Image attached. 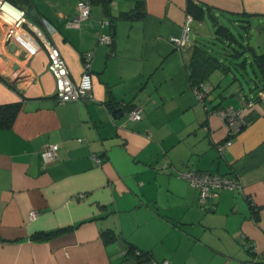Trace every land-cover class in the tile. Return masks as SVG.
<instances>
[{"label":"crops","instance_id":"obj_1","mask_svg":"<svg viewBox=\"0 0 264 264\" xmlns=\"http://www.w3.org/2000/svg\"><path fill=\"white\" fill-rule=\"evenodd\" d=\"M30 1L17 6L27 14L21 25L0 21V105L18 106L0 126V264H148L129 246L170 264H245L254 246L264 264V102L245 111L249 124L222 152L227 128L215 112L240 106L255 75L248 66L243 87L244 74L214 71L204 109L187 68L199 31L182 49L170 40L187 16L200 30L240 16L250 32L251 21L264 25V0H89L90 17L79 23L78 0ZM36 29L74 81L81 54L93 53L91 98L56 101ZM135 106L137 121L127 117ZM48 143L60 147L43 168ZM188 168L235 177L241 188L220 189L203 207L180 175ZM56 229L64 230L33 238Z\"/></svg>","mask_w":264,"mask_h":264},{"label":"built area","instance_id":"obj_2","mask_svg":"<svg viewBox=\"0 0 264 264\" xmlns=\"http://www.w3.org/2000/svg\"><path fill=\"white\" fill-rule=\"evenodd\" d=\"M7 4L12 9L15 10L13 18L10 20L2 17L3 6ZM76 16L74 17V22L79 23L85 21L90 17L91 6L89 0H78L76 2ZM0 20L4 23L12 25L13 27H18L25 21V16L23 11L18 7L12 5L7 0H0ZM191 18L187 16L182 32L180 35H174L170 38L176 49H182L186 47L190 41V24ZM42 23L49 33L55 32L56 28L46 19H42ZM108 20L99 21V26L103 27L108 24ZM38 36L42 38V43L46 50L48 58V69L53 75L55 82V92L54 96L58 103H64L67 101H77L80 99L91 98L92 90V76H91V62L93 53L91 51H85L81 54L82 60V72L78 80L74 81L71 76L67 64L62 57L59 49L52 44L47 38L43 36L41 30L36 29ZM98 41L101 43L110 44L112 41V36L110 34L100 33ZM193 93L195 95L196 101L201 104L204 109H209L205 103L208 84L206 81H201L197 85L192 87ZM240 106L233 107L232 105H227L221 109L215 110L224 120L227 128V138L217 144V149L223 151L224 148L232 143L233 137L239 133L245 126L249 124V119L244 116L245 111L250 109L256 102H264V91L259 90L256 96H252L246 99L244 95H239ZM128 119L139 120L141 118L140 107H133L128 111ZM59 143H48L45 144L40 150V157L42 161V166L45 168L49 163L55 160L59 151ZM97 161L99 159L95 158ZM181 177L185 178L187 182L195 189L198 190V200L201 206L208 207L210 200L217 197L218 191L220 189L236 190L241 188L240 182L235 177L219 175L215 173L208 172H198L192 168L186 169L182 172ZM83 196V194H79ZM37 215L35 210H30L28 212V218L33 219ZM250 258L245 262V264H258L260 253L256 247L252 246L250 250ZM135 254H140L138 250ZM148 264H170L168 259H163L160 261L150 259Z\"/></svg>","mask_w":264,"mask_h":264},{"label":"trees","instance_id":"obj_3","mask_svg":"<svg viewBox=\"0 0 264 264\" xmlns=\"http://www.w3.org/2000/svg\"><path fill=\"white\" fill-rule=\"evenodd\" d=\"M14 6L26 4L29 6L30 0H7ZM190 9V5H189ZM201 16V14H200ZM225 19L232 25L240 22L239 26L244 30L237 34L231 30V27L223 22L215 20V29L213 40L211 41H195L192 47L191 57L187 68L190 72L192 86L197 85L201 81L210 78V75L218 70L223 73L232 72L235 78L237 72L246 71L249 66L255 77L252 78L254 84L249 87L250 92L244 94L246 99L256 96L259 90L264 91V52L256 53L248 44H245L244 37H248L250 32L248 25L244 24V19L240 16L226 15ZM222 42L224 46L220 49L212 48L211 43ZM248 52L250 55L248 56ZM249 57V60H248ZM208 92V91H207ZM18 106L15 104L0 105V126H9L12 122ZM66 229V228H64ZM64 229H56L46 232H37L33 234L36 240L47 239L53 234H56ZM105 240L115 239V235L111 232H104ZM133 246L128 247V253L133 255L139 261L148 262L151 258L146 252L139 251L140 254H135Z\"/></svg>","mask_w":264,"mask_h":264},{"label":"rangeland","instance_id":"obj_4","mask_svg":"<svg viewBox=\"0 0 264 264\" xmlns=\"http://www.w3.org/2000/svg\"><path fill=\"white\" fill-rule=\"evenodd\" d=\"M2 21V20H0ZM204 27H202V30H200V28L198 26H196L195 24L191 26V31H190V37L191 35H193L195 33V29H197L199 31L198 37L197 39L202 40V41H211L213 40V36H214V27L211 25L210 21L206 20L204 23ZM229 25V24H227ZM231 30L234 33H238L240 32L242 29L239 28V25H232L231 26ZM202 31V33H201ZM243 33V31H242ZM245 40V44H248L250 46H253V48L255 49L256 53H260V52H264V25H259L256 24L254 21H251V29H250V34L248 37H244ZM212 48L217 47V49H220L222 46H224V44L222 42H215V45L211 43ZM248 72V73H247ZM247 72L243 73L244 77L246 79H241V82L243 84V87H246L247 84V79L250 73V69L247 67Z\"/></svg>","mask_w":264,"mask_h":264},{"label":"bare ground","instance_id":"obj_5","mask_svg":"<svg viewBox=\"0 0 264 264\" xmlns=\"http://www.w3.org/2000/svg\"><path fill=\"white\" fill-rule=\"evenodd\" d=\"M15 10L12 9L10 6H8L7 4H5L3 6V14H2V17H4L5 19H8L11 21V19L13 18L15 14ZM3 21V20H2Z\"/></svg>","mask_w":264,"mask_h":264},{"label":"water","instance_id":"obj_6","mask_svg":"<svg viewBox=\"0 0 264 264\" xmlns=\"http://www.w3.org/2000/svg\"><path fill=\"white\" fill-rule=\"evenodd\" d=\"M24 16L26 17L27 16V14H24ZM17 66V65H16Z\"/></svg>","mask_w":264,"mask_h":264}]
</instances>
